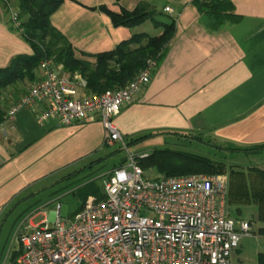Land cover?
Returning <instances> with one entry per match:
<instances>
[{
    "label": "crops",
    "instance_id": "1",
    "mask_svg": "<svg viewBox=\"0 0 264 264\" xmlns=\"http://www.w3.org/2000/svg\"><path fill=\"white\" fill-rule=\"evenodd\" d=\"M223 1L230 15L217 26L194 0H161L157 10L153 6L166 15L155 19H172L174 31L156 59L149 82L113 118L127 142L142 137L137 143L147 139L154 149L196 141L223 153L222 160L233 154L264 160V148L251 150L264 145V0ZM139 3L151 9L146 0H64L50 23L69 40L78 57L80 52L108 51L132 34L158 36L162 28L155 27L154 19L134 27H115L107 14L88 7L104 5L119 12ZM166 6L171 13L164 11ZM144 23L153 32L140 28ZM31 53L0 4V68L10 66L17 55ZM38 72L37 66L30 76L0 92V236L19 207L25 206L14 222L33 225L40 213L36 198L44 192L53 197L69 191L79 198L77 190L94 182L103 194L98 180L115 167L105 171L104 162L122 150L117 142L104 145L98 119L70 125L50 119L39 125L35 111L26 108L7 118V110L27 92ZM115 146L118 149H108ZM253 167L264 170L263 165ZM99 196L91 194L85 200ZM85 200L80 199V206Z\"/></svg>",
    "mask_w": 264,
    "mask_h": 264
},
{
    "label": "built area",
    "instance_id": "2",
    "mask_svg": "<svg viewBox=\"0 0 264 264\" xmlns=\"http://www.w3.org/2000/svg\"><path fill=\"white\" fill-rule=\"evenodd\" d=\"M7 13L20 30L16 9L9 6ZM155 68L156 59L149 58L125 85L95 94L79 93L86 86L80 75L62 73L49 58L39 62L37 77L6 117L26 108L35 111L39 125L98 119L104 144L117 142L126 154L103 176L101 199H86L64 220L58 203L52 223L19 225L12 235L19 251L15 264H229L240 240L252 234L250 221L227 213L226 173L167 176L140 166L147 152L129 150L113 118L135 100Z\"/></svg>",
    "mask_w": 264,
    "mask_h": 264
},
{
    "label": "trees",
    "instance_id": "3",
    "mask_svg": "<svg viewBox=\"0 0 264 264\" xmlns=\"http://www.w3.org/2000/svg\"><path fill=\"white\" fill-rule=\"evenodd\" d=\"M63 2L64 0H0L6 13L9 6L16 9L21 35L32 49L31 54L17 55L10 66L0 68V92L11 82L30 76L32 70L44 58L52 59L61 68L62 73L70 77L75 74L80 75L86 82L85 89L89 93L98 94L107 89L121 87L145 66L149 58L158 59L161 56L174 31L172 19H155L157 16L166 17V15L145 8L143 3L137 4L132 10L122 8L119 12H114L104 5L88 7L107 14L115 27H134L147 19H154L155 27H161L162 32L158 36L135 33L130 38L120 41L111 50L93 54L80 52L78 57L69 40L50 23V16ZM194 3L200 11L212 18L214 26L221 25L230 15L227 11L228 4L223 0H194ZM1 114L0 110V118ZM141 139L142 137L128 139L127 143L131 146ZM261 148H264V145L256 146L251 150ZM220 160L222 159L161 147L152 149L138 162L144 169L153 168L156 172L167 176L228 173L229 200L244 202L251 198L259 207L257 215L259 221L264 222V170L258 167L249 168L247 175H250V180L247 182L241 168L229 166L227 169L226 164ZM91 194L95 196L100 194L94 182H89L77 190V196L82 201ZM102 197L103 194H100L98 199ZM256 233L264 236V226H259ZM18 255L19 251H12L9 264H15ZM257 264H264L263 252L258 253Z\"/></svg>",
    "mask_w": 264,
    "mask_h": 264
},
{
    "label": "rangeland",
    "instance_id": "4",
    "mask_svg": "<svg viewBox=\"0 0 264 264\" xmlns=\"http://www.w3.org/2000/svg\"><path fill=\"white\" fill-rule=\"evenodd\" d=\"M146 1L151 4L150 7L151 9L156 8L157 10L158 9L157 7L161 0H146ZM153 6L155 8H153ZM140 28L144 29L145 31L153 32L151 27L148 26L147 23H144ZM146 140H143L139 143L129 146V150L132 152H137V150L141 148L152 150L153 147L155 146H153L151 141H146ZM171 146L179 150L191 152L198 155L208 156L210 158L220 159L221 156H224V154L221 153L220 151L215 150L214 148L204 143H199L196 141L181 140L173 145L171 144ZM108 149L112 150L118 148L117 146H115L112 148L108 147ZM125 154H126L125 150H120V151L118 150V152H116L112 157H110L104 162L103 169L105 171H108L113 167V165L118 166L120 159L123 158ZM223 159L224 160H220V161H223L226 164L227 169L229 165L234 166V168H239V169L241 168V170H243L244 172V176H245L244 178H246L247 182L250 180L249 178L250 175L249 174L247 175V171L249 168H252L253 166H259V167H261L262 165L264 166V160H256L254 157L245 156L242 154H233V156L230 155L227 158V160H225V158ZM146 174H148V172H146ZM218 174H222V172ZM226 175L228 179V191H229L228 173H226ZM98 185H100L101 189H103L102 179L98 180ZM248 185H250V183H248ZM47 195H48L47 192H44L39 196H37L36 198V200H39L38 202L40 203V206H38L36 210L39 209L40 213L34 218L33 220L34 224H37L44 220H46L48 223H52V219H50L51 213L54 212V210L56 209V205L58 203L61 204L59 213H60V218L62 220L67 219L68 217L71 218L74 211H76L81 204L80 199L69 191H63L53 197H48ZM226 204H227L226 205L227 213L229 214L230 217L244 219L246 221L252 222V234L250 236L243 237L240 240L237 252L233 251L229 257V264H257L258 253H262V252L264 253V236H260L256 233V230L259 226H264V222L259 221L257 217L259 211V207L257 203H255L251 198L249 201H244V202H234V201H230L229 198H227ZM24 208L25 206L17 208V210L10 216V218L5 224V227L2 230V234L0 236V251L2 250V253L0 254V264H9V262L11 261L10 258L11 252L16 249L12 235L15 229L19 225L21 224L23 225L26 223V222L19 223L20 221H17L15 223L14 218ZM33 213H35V211H33ZM26 217L27 216H24V218ZM24 218L22 222H24ZM13 223L15 224L10 229L9 227ZM2 246L3 249H1Z\"/></svg>",
    "mask_w": 264,
    "mask_h": 264
}]
</instances>
